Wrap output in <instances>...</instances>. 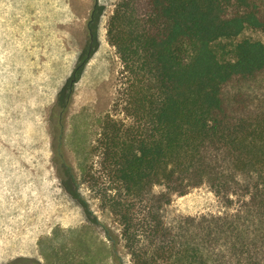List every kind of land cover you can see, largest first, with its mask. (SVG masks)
I'll return each mask as SVG.
<instances>
[{
    "label": "trees",
    "instance_id": "1",
    "mask_svg": "<svg viewBox=\"0 0 264 264\" xmlns=\"http://www.w3.org/2000/svg\"><path fill=\"white\" fill-rule=\"evenodd\" d=\"M246 27L264 34V0H117L108 18L128 123L104 116L95 185L134 264H264V41L213 48ZM91 51L57 93L58 126ZM203 183L233 210L168 219L171 193Z\"/></svg>",
    "mask_w": 264,
    "mask_h": 264
},
{
    "label": "rangeland",
    "instance_id": "2",
    "mask_svg": "<svg viewBox=\"0 0 264 264\" xmlns=\"http://www.w3.org/2000/svg\"><path fill=\"white\" fill-rule=\"evenodd\" d=\"M96 1L92 41L86 22L95 0H0V264H134L95 185L106 180L94 147L104 116L128 123L112 106L121 62L106 27L117 0ZM242 39L264 41V34L246 27L213 48L220 56ZM85 48L92 51L58 126L57 93ZM233 208L203 183L171 193L166 213L171 219Z\"/></svg>",
    "mask_w": 264,
    "mask_h": 264
},
{
    "label": "bare ground",
    "instance_id": "3",
    "mask_svg": "<svg viewBox=\"0 0 264 264\" xmlns=\"http://www.w3.org/2000/svg\"><path fill=\"white\" fill-rule=\"evenodd\" d=\"M40 166H41V165H40ZM48 167H49V166H48ZM48 167H47V168H48ZM41 168L43 169V167H41ZM44 168H45V167H44ZM49 169H50V168H49ZM44 170H46V169H43V172H44ZM45 172H46V171H45ZM46 174H47V173H46ZM46 174H45V175H46ZM46 181H47V180H46ZM49 181H50V180H49ZM16 242H17V237H16V238H10V239H9V244H10V246H11L10 248L14 247V246L16 245ZM27 242H28V241H27ZM24 244H25V243H24ZM5 246H6V245H5ZM5 246H4V247H5ZM0 247L2 248L3 246L1 245ZM24 247H25V246H24ZM6 248H7V247H6ZM10 248H9V249H10ZM1 250H2V249H1ZM6 250H7V249H6ZM11 250H12V249H11ZM11 250H10L11 253L14 252V250H13V251H11ZM4 251H5V250H4ZM7 254H9V253H7ZM0 255H1V254H0ZM3 256H4V255H3Z\"/></svg>",
    "mask_w": 264,
    "mask_h": 264
}]
</instances>
